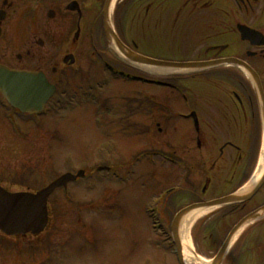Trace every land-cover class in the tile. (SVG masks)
I'll use <instances>...</instances> for the list:
<instances>
[{
  "label": "flooded vegetation",
  "instance_id": "obj_1",
  "mask_svg": "<svg viewBox=\"0 0 264 264\" xmlns=\"http://www.w3.org/2000/svg\"><path fill=\"white\" fill-rule=\"evenodd\" d=\"M105 1L0 0V46L9 21H14L18 34L21 25L30 22L31 41L26 44L25 56L17 57L23 62L12 67L39 70L56 86V94L48 101L47 108L63 103L67 97L71 99L84 88L76 79L89 72L91 65L98 64L88 63L90 56L104 58L105 54L111 59L109 63L119 70H138L131 63L119 62V65L116 53L106 42L108 51L98 48L100 36L105 40L103 9L98 8ZM124 2L123 9L114 6L112 23L114 32L128 48L158 60L211 64L188 75L184 81L189 82L188 90L175 78L163 74L156 77L180 92L182 89L189 92L188 110L184 114L177 112L170 116L165 111L154 114L147 111L148 103L146 111H126L114 124L124 132L119 136L126 141L145 140L143 134L154 127L158 129L156 148H150L149 141L132 146L133 159L145 156L148 161L153 154L158 163L172 164L176 190L169 209L173 214L193 204L237 197V201L210 211L206 218L208 234L204 239L207 241L203 239L202 243L216 244L217 240L211 239L214 231H224L212 256L201 257L202 261L209 262L237 224L264 211V0ZM25 6L29 10L23 13L21 8ZM151 40H155L153 44ZM85 45L91 54L86 53ZM68 56H72L74 63L66 61ZM67 71L65 85L57 78L58 82L53 80ZM142 73L148 78L147 72L142 70ZM157 105L158 110H164L161 100ZM156 113L157 118L147 123L149 115L154 118ZM131 128L137 135L135 138L129 131ZM263 244L264 216L245 225L221 264H228L240 246L247 251L256 248L253 264H264Z\"/></svg>",
  "mask_w": 264,
  "mask_h": 264
},
{
  "label": "rangeland",
  "instance_id": "obj_2",
  "mask_svg": "<svg viewBox=\"0 0 264 264\" xmlns=\"http://www.w3.org/2000/svg\"><path fill=\"white\" fill-rule=\"evenodd\" d=\"M117 1L115 6L123 9L126 0ZM32 8L36 7L32 5ZM101 9L102 4L98 10ZM21 10L28 12L29 6ZM13 24L14 21L6 24V34L0 46V64L15 69L12 66L23 62L17 57L24 54L26 44L31 41L28 33L32 27L30 22L23 23L18 34ZM98 42V48L106 49L101 36ZM85 47L86 53L91 54L89 47ZM146 48L143 50L148 51ZM104 56V59L111 60L108 55ZM92 58L87 59L88 63L98 64L91 65L89 72L85 70L84 76L76 79L84 88L71 99L67 97L63 103L55 105L42 117L40 125L23 116L20 121L17 119L18 126L14 127L8 118L11 111L0 107V185L11 192L36 191L62 173H76L80 169L93 172L98 166L109 164H121L123 176L113 179L109 173L98 171L89 174L88 179L70 185L67 192L55 193L49 202V226L38 237H6L0 232V264H177L173 246L164 242V235L152 231V220L146 213L157 193L176 182V174L170 171L173 166L156 162L158 158H154L156 168H151L145 161L129 165L135 155L132 146L149 141L150 148H156L158 129L154 127L148 134H143L145 140L126 141L120 137L124 132L114 124L126 111H146L148 103L147 111L154 114L159 111L169 115L184 114L188 110L189 92L182 95L112 78L102 73L104 68L99 65V56ZM116 61L126 63L120 56ZM127 69L132 74L142 73V69L149 77H157V72H165L162 73L164 77L173 76L169 74L173 71H157L143 66H138V70ZM49 73H52L51 69ZM66 73L68 71L54 76L53 80L58 82L57 78L61 85H65L68 82ZM188 83H182L187 90ZM71 85L75 86V83ZM94 87H98L99 92L92 96L90 89ZM99 94L101 97L96 99ZM88 98L98 100V106L102 102L101 108L97 109L96 104L85 100ZM159 100L165 106L164 110H158ZM142 101L146 103L142 104ZM153 117L150 114L147 123H152L157 113ZM174 122V119L170 122L171 129ZM129 131L133 132V138L137 136L132 128ZM119 138L121 142L116 141ZM159 164L164 167H157ZM169 203L161 207L167 229L172 219ZM206 218L193 226L190 244L192 242L196 252L208 259L216 251L224 231H214L211 239L217 240L216 244L202 243L208 234ZM255 253L256 248L247 251L240 246L228 264H253Z\"/></svg>",
  "mask_w": 264,
  "mask_h": 264
},
{
  "label": "water",
  "instance_id": "obj_3",
  "mask_svg": "<svg viewBox=\"0 0 264 264\" xmlns=\"http://www.w3.org/2000/svg\"><path fill=\"white\" fill-rule=\"evenodd\" d=\"M112 1L107 0L104 7L106 40L108 45H117L122 54L131 61L176 71L200 70L208 66L207 63L157 61L130 51L110 30V9ZM54 88L46 81L43 75L10 70L0 65V90L13 106L20 108L23 112L41 110L48 98L52 95ZM84 174V171H79L76 175L66 173L35 194L10 193L0 187V230L10 236L26 235L28 233L33 235L40 234L49 222L48 201L52 194L59 188H66L68 183L75 181L78 177H83ZM233 201H237V197L219 199L203 206H217ZM198 206L201 205H195L181 211L176 215L172 223V234L178 249L181 264L186 263L182 253L179 234L180 221L183 216L195 210L194 208ZM238 228L239 226L233 230L229 239L221 248L217 258L214 260V264L220 263L229 246L231 236Z\"/></svg>",
  "mask_w": 264,
  "mask_h": 264
},
{
  "label": "bare ground",
  "instance_id": "obj_4",
  "mask_svg": "<svg viewBox=\"0 0 264 264\" xmlns=\"http://www.w3.org/2000/svg\"><path fill=\"white\" fill-rule=\"evenodd\" d=\"M117 0H114V4ZM208 211L207 210H201V211H194L192 214L188 215L182 224L181 227V238L183 243V249H184V257L187 264H207V262H202L201 259H196L195 253L193 252V248L190 244V230L193 221L200 219L206 215Z\"/></svg>",
  "mask_w": 264,
  "mask_h": 264
}]
</instances>
